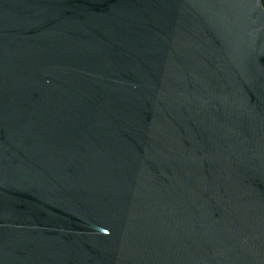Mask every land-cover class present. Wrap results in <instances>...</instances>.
I'll return each mask as SVG.
<instances>
[{
	"label": "water",
	"instance_id": "obj_1",
	"mask_svg": "<svg viewBox=\"0 0 264 264\" xmlns=\"http://www.w3.org/2000/svg\"><path fill=\"white\" fill-rule=\"evenodd\" d=\"M0 264H264V0H0Z\"/></svg>",
	"mask_w": 264,
	"mask_h": 264
}]
</instances>
